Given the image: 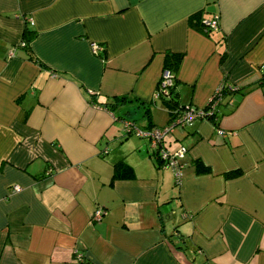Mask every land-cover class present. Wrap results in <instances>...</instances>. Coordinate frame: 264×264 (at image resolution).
<instances>
[{"label":"crops","instance_id":"0c3cea01","mask_svg":"<svg viewBox=\"0 0 264 264\" xmlns=\"http://www.w3.org/2000/svg\"><path fill=\"white\" fill-rule=\"evenodd\" d=\"M198 11L217 30L191 27ZM165 50L184 55L185 106L242 87L216 126L163 137L185 149L178 183L122 124L167 123L152 97ZM0 264H264V0H0Z\"/></svg>","mask_w":264,"mask_h":264},{"label":"trees","instance_id":"16d2710c","mask_svg":"<svg viewBox=\"0 0 264 264\" xmlns=\"http://www.w3.org/2000/svg\"><path fill=\"white\" fill-rule=\"evenodd\" d=\"M201 13H202V11H198L196 13L189 15V17L187 18V23L191 27L196 28L197 30L208 35L211 31H215V30L209 29L207 25H204L202 23ZM34 34L35 33L31 28H28V27L25 28V36L26 37L22 43V47L24 49H26L27 52H29V44L32 41V38L34 37ZM221 53L223 56L224 52H221ZM183 56L184 55L181 52H173V51H168V50H165L163 52V55H162L161 70H167L171 74L172 82H171V85L169 87L168 95L159 96V97L153 98V99H160V101H162L164 103L165 107L167 108L168 116H169L167 123L172 121L177 115H180L185 108L190 107V106H185V105L179 103L178 95H177V91H176V86L179 83V80L177 77V72H178L179 66L183 60ZM30 58L33 62L39 63L38 59H36L34 56H31ZM219 85H220V89H219L218 94L216 95L218 97V103H217V106L214 108V110L211 111V114H206V112L208 111L207 103L201 107V109L203 111H205L204 116L201 118H206V119L210 120L213 123V125H215V126L217 125V122H218V115H217L218 106L221 103H226V101H228V99L230 98L231 94H233V92H236L239 90L241 91V89H242V87L239 88L237 86H233V85L228 84L227 82H225L224 79H222L220 81ZM243 87L244 88L245 87L250 88V85H246ZM156 88H157V85H156ZM127 96L128 95L113 96L110 98L111 102L103 103L102 105H104V107H106L108 109H112V106H115L117 103H120L121 101L126 100ZM211 96L212 97L215 96V90L213 91ZM89 101H92V96H89ZM145 108L147 109V106ZM193 109H197V108H193ZM143 116H146L145 118L147 119L149 117L148 111H146V110L143 111ZM152 127H154V126L151 125L150 122H148V125L146 126L145 129H150ZM128 132H131V131H128ZM120 167L123 168V164L117 163L114 165L113 174H112L113 177L117 176V171L121 169ZM195 169L199 172H207L209 170L208 167L205 166L204 164H202L199 160L195 161ZM239 172L240 171L237 169L228 170V171L223 172V176L226 178L227 177L230 178V177H234L235 175L239 174Z\"/></svg>","mask_w":264,"mask_h":264},{"label":"built area","instance_id":"2783aa9c","mask_svg":"<svg viewBox=\"0 0 264 264\" xmlns=\"http://www.w3.org/2000/svg\"><path fill=\"white\" fill-rule=\"evenodd\" d=\"M205 25L208 26L209 29L216 30L217 29V16H214L212 20L205 21ZM93 51L98 53L101 50V46L94 44L92 46ZM171 74L167 70H161L159 81L157 83V88H155L152 97L157 98L159 96H166L169 92V87L171 85ZM220 85L218 84L215 89V96H211L207 101L208 111L206 114H211V111L217 106L218 97L216 96L219 92ZM205 114L201 108L193 109L191 107L185 108L180 115H177L172 121L160 127H152L150 129H139L136 128L132 122L128 120H123L122 124L126 131H132L139 137L145 138L149 141V145L152 148V151L160 160L161 164L165 167L170 168L173 174L174 182L178 183L181 177V167L183 158V154L185 152L184 147L180 146L173 152H168L164 149L161 142L165 135L171 133L176 126H185L191 124L193 120L196 118H201ZM219 134L223 132L217 129ZM19 189L18 185H13L12 190L17 191ZM104 211L102 208H96L93 210L90 216V221H99L102 218ZM80 254H76L75 258L79 259Z\"/></svg>","mask_w":264,"mask_h":264},{"label":"rangeland","instance_id":"374dc122","mask_svg":"<svg viewBox=\"0 0 264 264\" xmlns=\"http://www.w3.org/2000/svg\"><path fill=\"white\" fill-rule=\"evenodd\" d=\"M157 100H160V99H157ZM175 150V149H174Z\"/></svg>","mask_w":264,"mask_h":264}]
</instances>
